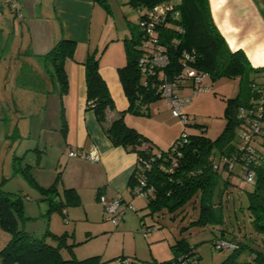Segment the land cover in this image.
<instances>
[{"label":"trees","instance_id":"obj_1","mask_svg":"<svg viewBox=\"0 0 264 264\" xmlns=\"http://www.w3.org/2000/svg\"><path fill=\"white\" fill-rule=\"evenodd\" d=\"M95 1L106 9L108 8L106 0ZM161 3H169L174 10V14L166 18L172 27L159 32L160 43L164 46V52L169 60L168 66L160 70L161 77L171 80L179 75L183 68L184 51H194V58L189 62L190 65L204 73L211 81L231 78L237 79L239 83L237 95L225 99L223 110L225 126L220 135L211 140L203 133L188 134L187 142L180 148L179 163L171 173L165 171L162 159L154 158L151 161V156L142 149V143H147L151 149L156 148L147 138L128 127L124 122L126 113L134 116H149V106L161 99L156 89L143 84L149 79L141 76L137 67L139 58L147 52V49L142 47L144 32L139 27V22L145 18L146 12ZM128 4L140 11L138 24L130 23L129 36L123 39L125 65L118 68V76L129 101V107L126 111L118 112L117 117L107 123V113L114 111L115 107L106 83L99 74V58L92 53L83 62L87 109L94 112L98 123L113 146L122 147L137 155V165L129 180V186L133 193L138 176L144 175L147 184L155 191L153 198H146L151 214L166 210L172 214L171 220L175 221L177 217L175 213L182 214L186 212L187 207L196 209L199 206L198 222L200 224L220 221L222 223L223 220L220 217L222 202H215L214 196L220 179L225 174L224 165L220 170L212 171V160L221 157L235 158L236 161L227 174L240 178L245 171L243 155L239 150L238 131L241 128V121L237 119V112L240 108L249 106L256 98L252 84L260 79L259 76L264 72V68H253L242 50L232 51L228 47L212 19L209 0H180L179 3H172L168 0H129ZM176 27H179L181 31H177ZM75 49V42L62 38L42 56L45 71L57 83L61 95L68 88L65 63L73 59ZM185 86H187L186 83ZM6 138L18 139L19 135L15 130L11 136L8 135ZM256 139L257 137L254 141ZM258 144L264 147V142L258 141ZM252 146L255 150L256 161L250 166L254 182L251 185L252 190L247 193L248 211L252 229L260 237L253 239L255 246H250L238 235H229L225 229H221L218 235L219 240L223 239L234 245V248H217L219 251L230 250V254L221 264H241L239 257L246 250L254 264H264V154L260 153L254 145ZM171 149L172 146L167 150L159 149V151L163 154ZM24 159V156L13 157L12 173L22 176L29 186L41 195L40 200L48 204V214L57 212L65 217L64 210L70 204H75L71 202L77 199L76 193L66 190L65 198L61 200L57 187L59 176L50 187L46 189L40 187L30 174V166L23 164ZM148 163L150 167L145 170L144 166ZM224 181V185L228 184L227 179ZM24 218L21 195L3 191L0 182V228L11 235L8 245L0 252L2 264H103L99 257L81 261L74 258L72 252L74 245L67 244V238L70 237L67 233L56 236L46 231L42 237H36L25 232L18 225V220ZM243 237L247 235L243 234ZM48 239L54 241L55 244L49 243ZM215 241L217 239L213 240L214 244ZM63 249L69 251V257H63ZM172 251L174 257L171 260L155 261L150 264H200V256L195 252V246H190L184 240L177 241L172 246ZM118 260L127 261V264H145L135 257L119 256L114 259L115 262Z\"/></svg>","mask_w":264,"mask_h":264},{"label":"crops","instance_id":"obj_2","mask_svg":"<svg viewBox=\"0 0 264 264\" xmlns=\"http://www.w3.org/2000/svg\"><path fill=\"white\" fill-rule=\"evenodd\" d=\"M17 1L21 18L0 0V122L8 121L10 125L6 136L17 131L18 147L36 141L34 148L24 147L21 156L28 158L30 174L40 187H50L59 176L60 199L64 200L66 190L76 193L77 199L71 202L75 204L65 208V216L80 218L84 213L88 221L105 225L101 222L103 207L97 196L102 194L121 198L123 203H131V199L133 202L129 180L137 165V155L113 146L94 112L87 109L83 62L92 53L99 58V74L115 107L107 113V123H110L118 112L129 107L118 68L125 65L123 39L129 36L130 21L124 29H118L117 19L108 14L132 9L140 16V11L129 5V0H106L107 9L95 0ZM168 1L179 3L180 0ZM209 5L212 19L228 47L232 51L242 50L253 68H264L262 1L209 0ZM125 19L130 18L125 16ZM62 38L75 42L76 49L73 59L65 63L68 88L61 95L57 83L45 71L42 56ZM24 69L29 71L28 75L24 74ZM26 75L29 76L27 81H21ZM27 99L35 105L38 115L33 131L28 123L21 122L24 123L21 133V123L17 120L20 116L9 109H15L19 115V101ZM162 106L168 108L166 103L158 105ZM150 115L149 106V116L126 113L124 122L154 145L157 142L148 126L155 118ZM92 149L97 151V161L79 156ZM69 152L75 156H69ZM130 194L132 198L128 197ZM126 214L127 211L123 227L130 218Z\"/></svg>","mask_w":264,"mask_h":264},{"label":"rangeland","instance_id":"obj_3","mask_svg":"<svg viewBox=\"0 0 264 264\" xmlns=\"http://www.w3.org/2000/svg\"><path fill=\"white\" fill-rule=\"evenodd\" d=\"M264 4V0H261ZM109 13V12H108ZM117 19L118 29H124L125 25L138 24L139 12L114 11L108 14ZM134 15V16H133ZM125 16L130 18L128 21ZM133 16V19H132ZM29 71L24 69V74ZM23 76L21 81H27L29 76ZM257 79L256 82H260ZM207 89L200 91L193 96L190 88H183L179 91L182 96L192 97V101L184 107V114H187L189 125L186 127L188 134H202L207 138L214 140L222 132L225 126L223 110L225 99L233 98L237 95L239 83L237 79L221 78L211 81L208 77L204 80ZM32 102V101H31ZM28 99L19 101L17 107L19 115L15 109H9L11 113L20 116L18 122L25 121L30 125L31 131L38 115L35 105ZM164 105L165 100L160 99L150 105L152 118H155L148 126L156 142L153 146L156 149L167 150L173 145V142L179 137L184 126L178 118L171 114L170 108ZM6 113V110H2ZM21 112V113H20ZM15 118V117H14ZM16 119V118H15ZM30 121V124H29ZM27 125V124H26ZM10 125L8 121L0 122V182L1 189L5 192L20 194L23 199L24 219L18 220L19 228L36 237H42L46 231L61 236L68 232L73 233L72 237L67 238V243L74 245L72 252L77 260H85L91 257H99L103 264H115L114 259L119 256L126 258L135 257L145 264L153 262H164L174 257L172 246L179 240H184L190 246H195V252L200 256V264H221L230 254V250L223 249L219 251L213 240L219 241L218 235L221 229H225L229 235L235 234L250 246H255L253 239H258L251 225V217L248 211L247 193L252 190V186L238 181L235 175H228L230 167L224 166L222 179L215 190L214 201L222 202V212L220 222H207L200 224L199 206L196 209L186 208V212L177 214L176 220L172 221L170 212L160 211L151 214L147 207V199L134 194V200L131 203H123L121 210L127 211V225L122 226L124 214L117 226L106 220L103 210L101 225L99 221H88L83 213L80 218L62 216L57 212L48 214V204L40 200L41 195L19 174L12 173L13 157H21L23 148L31 146L34 148L36 141L31 140L22 147H18L20 138H5ZM24 129V123H21V133ZM20 133V132H19ZM12 133L10 134V136ZM253 144L256 149L264 154V147L259 146L257 137ZM28 163V158L24 159L23 164ZM228 184L224 185L225 181ZM219 196L221 198L219 199ZM132 198V195H128ZM133 207V211L131 210ZM133 217V219H132ZM218 218V217H217ZM220 220V218H218ZM153 228V231L147 233V237L142 234V226ZM247 235V237H243ZM69 235V234H68ZM11 239L9 232L0 228V252L3 251ZM223 240V239H221ZM227 243L226 240H223ZM49 243H54L48 239ZM229 243V242H228ZM55 244V243H54ZM217 246V245H216ZM63 257L70 256L68 250H62ZM241 264H254L249 252L243 251L239 257ZM0 264H2L0 256Z\"/></svg>","mask_w":264,"mask_h":264},{"label":"built area","instance_id":"obj_4","mask_svg":"<svg viewBox=\"0 0 264 264\" xmlns=\"http://www.w3.org/2000/svg\"><path fill=\"white\" fill-rule=\"evenodd\" d=\"M2 2L17 18H21L20 6L17 0H2ZM173 14V7L169 3L158 4L152 10L146 12L145 18L139 22V27L144 32L142 47L146 48L147 52L139 58L137 63L141 76L150 80L144 81L143 84L156 89L160 93L161 99H164L166 105L170 108L172 116L178 118L184 126L183 131L173 143L172 149L167 153L162 154L159 150L151 149L147 143H142V149L147 155L151 156V161L154 158L162 159L165 171L168 173L173 172V169L178 165L181 158L180 148L187 142L188 138L186 127L189 125V119L187 114H184L183 109L192 101L193 96L207 89L203 85L207 76L193 68L189 63L194 58V51H184L183 68L179 75H176L171 80L161 77L162 73L160 70L168 66L169 60L166 52H164V46L160 43L159 32L165 28L172 27V24L166 18ZM175 29L179 32L181 31L179 27ZM259 77L261 81L252 84V90L255 92L256 98L249 106L240 108L237 112V119L241 121V128L238 131L239 150L241 155H243L242 160L245 167V171L238 178V181L249 185L254 182L253 173L250 169V166L256 161L255 150L252 146L255 143L254 139L259 137L264 142V72ZM185 83L187 86H185ZM181 87L190 88L193 91V96H182L179 93ZM68 155L75 156L73 152H69ZM79 156L91 161L98 160L96 149H92L88 153H81ZM234 161H236L235 158H213L212 171L220 170L223 165H228L231 168ZM149 167L150 163L145 164L144 169H149ZM133 194L145 199L154 197V188L147 184L143 174L138 176ZM97 201L103 207L106 220L117 226L124 214V211L121 210L123 204L121 198H108L105 195L98 194ZM130 208L133 211V207L130 206ZM153 230V228L146 226H142L141 229L145 237L148 232ZM214 245L216 248H234V245L223 240L215 241ZM115 264H127V261L118 260Z\"/></svg>","mask_w":264,"mask_h":264}]
</instances>
